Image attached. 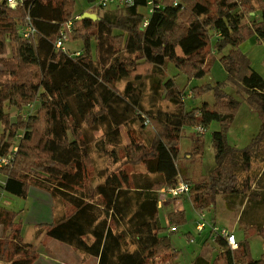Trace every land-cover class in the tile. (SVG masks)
Returning <instances> with one entry per match:
<instances>
[{
	"label": "trees",
	"instance_id": "16d2710c",
	"mask_svg": "<svg viewBox=\"0 0 264 264\" xmlns=\"http://www.w3.org/2000/svg\"><path fill=\"white\" fill-rule=\"evenodd\" d=\"M149 1L100 8L93 21L76 18L83 15L74 14L76 0H23L15 8L0 0V157H13L0 168L3 195L27 199L31 188L48 192L54 222L39 225L40 231L96 264H181L172 236L187 222L186 213L169 212L163 222L159 207L161 190L180 178L190 183L188 197L198 212L215 208L219 194L231 210L240 200V228L264 239L257 214L264 209V183L255 190L248 181L241 191L235 174L237 161L249 171L264 155V76L242 50L254 35L264 45V0H152V10ZM148 7L146 17L142 9ZM259 13L263 20L255 22ZM28 18L37 31L30 39L20 34ZM69 21L70 39L81 42L74 52L55 47L61 25ZM213 55L260 119L245 147L227 138L240 100L221 83L193 86L187 94L177 75L168 74L173 66L189 81L201 79L211 72ZM211 90L212 105L186 108L185 98ZM215 122L216 166L203 178L188 177L178 166L182 130H208ZM130 123L154 131L149 145L126 147L144 171L97 166L95 153L118 147L120 128ZM201 146L195 154L203 155ZM90 161L97 162L91 176ZM20 217L0 205V261L33 264L40 253L24 240ZM211 238L223 264H264V254L250 258L245 241L232 250L214 229ZM192 264L209 263L197 256Z\"/></svg>",
	"mask_w": 264,
	"mask_h": 264
},
{
	"label": "rangeland",
	"instance_id": "374dc122",
	"mask_svg": "<svg viewBox=\"0 0 264 264\" xmlns=\"http://www.w3.org/2000/svg\"><path fill=\"white\" fill-rule=\"evenodd\" d=\"M97 2L98 0H76V4L74 6V14L79 15L85 12H89L97 15V12H99L100 9L97 5ZM142 13L145 14L146 17H148L149 7L143 8ZM256 19L258 20V22L263 20L260 13L256 17ZM250 39L251 37L245 43H243L242 50L249 57L252 67L264 76V45L257 39L252 41ZM80 45L81 42L70 39V41L66 44V48L72 49L73 47H79ZM210 63L211 72L201 79H192L189 81L186 75L179 74L177 69L172 66L168 67V74L171 76L177 75L176 81L178 86L181 89H184L187 94L190 92L193 86H216L217 84L221 83L222 87L227 93L240 100L242 102V107L237 115L235 122L228 131L227 138L230 144L236 145L238 147H245L247 144H249L254 135L258 133L261 123L260 119L257 114L250 110L246 102L243 101L242 96L237 93L236 86L227 81V72L221 64L219 56L213 55ZM214 100V91L211 90L202 97H197L194 99H191L189 97L185 98V104L187 109H191L194 107H200L204 103L212 105L214 103ZM162 107L165 110L169 108L168 106L166 108L164 106ZM218 130L219 124L215 122L211 124L209 129H206L205 134L203 136L201 135V138H199L197 131H195L193 127L183 128L182 132L184 137H182L180 142V158L178 159V166L179 169L188 177H194L197 179L203 178L210 175L211 171L216 166V151L213 146V133ZM120 133L121 144L118 147H115L114 150L113 146L106 145V149L103 154H101V152H98L97 154L95 153L94 156H99V159L98 163L94 161V164L97 163V166L106 169L109 172L118 169L124 170L128 173H137L140 171H144V166L142 163L135 164L130 160L126 147L132 142L149 145L151 139L154 136V131L152 129L141 128L137 123H130V125L127 124L126 126L121 127ZM95 136L96 138L101 139L103 136V131L96 132ZM199 139L201 140V144L199 142ZM199 145H202L201 149L203 151V155L194 153V148L196 151H198L197 147ZM114 151L116 152L115 156L113 153ZM94 164L92 161L88 163L90 176L93 173ZM241 165V161H237L235 166V174L238 179L237 187L239 190L242 191L244 185L248 181V183H252L251 188L255 190L257 189L258 184L262 185L264 183V155H262L257 159V161H255L252 169L249 171H246ZM0 179L4 180V176L0 175ZM2 195L0 196V205L20 212V219H22L23 214L26 213V210L24 208L26 205L25 200L7 193L3 196ZM166 198L168 199L170 198V196H167ZM182 201L183 208L173 206L171 209H184L186 211L185 213L187 222L183 226H180L178 228V232L173 235V244L181 250L182 261L185 264H189L193 257L201 252L206 240L208 241L207 243L213 242L210 234L214 227L228 228L229 230L233 231L236 236V240L247 242L248 253L251 259L258 260L263 256V237L252 230L250 231V234H246L245 231L239 226L238 214L239 209L241 210L240 200L236 202V207H239H234V210L237 212H230L227 209L228 206H226V202L223 199V196L219 194L216 201V207L212 208L210 212H207V221H202L205 222V224L207 223L206 225H208V227L204 232L201 233L196 230L197 214L190 200L188 199V197H186L185 199H182ZM257 214H259L262 222L264 223V209L262 208ZM213 218L216 220L215 225L209 223V221L211 222ZM24 234L23 237L25 238Z\"/></svg>",
	"mask_w": 264,
	"mask_h": 264
},
{
	"label": "crops",
	"instance_id": "0c3cea01",
	"mask_svg": "<svg viewBox=\"0 0 264 264\" xmlns=\"http://www.w3.org/2000/svg\"><path fill=\"white\" fill-rule=\"evenodd\" d=\"M252 15H254V13H252ZM258 15L255 16V19H254L255 22L258 21L256 19ZM257 37H258L257 35H254L253 37H251L250 40L251 41L256 40V39L258 40ZM79 47H73L72 49H69V50L74 52V51L79 50ZM182 137H184L183 132H182ZM186 197H188V195H182L178 198H173L170 196V198L168 199L165 198L162 200V202L159 204V207L161 210V218L163 222H165L166 216L169 212H172V211L186 212L184 209H171L173 206L183 208L182 199H185ZM24 200L26 202V205L24 207L26 210V213L23 214L24 211L22 212L23 218L21 219L22 232L23 234L25 233L24 240L26 241V243L32 244L37 249V251L40 253V256L33 264H89V263L96 264L95 260L91 258H90L91 260L86 259L84 255L76 252L74 249L67 246L66 244L48 237L46 234V231H40L39 225L51 224L54 222V202H53L51 195L48 192L38 189V188H31L28 198ZM210 211H211L210 209L204 210L203 212L196 211V214H197L196 230H198L200 233L204 232L207 229L208 225H206L207 224L206 223L203 230H199L198 224L202 222L203 220L207 221L206 219V216H208L207 212H210ZM228 211L234 212V213L237 212L234 209L233 210L228 209ZM202 214H205V216L202 217ZM209 223L215 225L216 220L213 218V220L211 222L209 221ZM177 232H178V229L176 233ZM187 234H191V233H187ZM172 239H173V236H172ZM207 242L208 241L206 240L201 252L198 253L195 257H193V259L199 256L205 259L209 264H223L219 252L213 249L212 242L211 243H207ZM174 248H176L180 252L179 255H180L181 264H185L182 261L181 250L178 249L175 245H174ZM193 259L191 260L189 264H192ZM0 264H10V263L0 261ZM162 264H171V263L165 262Z\"/></svg>",
	"mask_w": 264,
	"mask_h": 264
},
{
	"label": "built area",
	"instance_id": "2783aa9c",
	"mask_svg": "<svg viewBox=\"0 0 264 264\" xmlns=\"http://www.w3.org/2000/svg\"><path fill=\"white\" fill-rule=\"evenodd\" d=\"M23 0H8V4L15 8L19 6ZM134 0H98L97 5L99 8H110V7H118V6H125V5H131L133 4ZM149 6L151 7V10L154 7V3L152 0L149 1ZM155 7H159L156 5ZM81 16H77V19H80ZM73 28V22L69 21L63 25H61L60 30L58 32V36L55 42V47L58 50H63L66 51V44L70 40V33L72 32ZM36 29L33 27L30 19L28 18V23L25 27H22L20 30V34L22 37L30 39L36 35ZM37 103L32 104L29 108L33 110ZM196 130L200 134H205L206 130L202 126H197ZM16 150V149H15ZM13 157L12 156H5V157H0V168H3L4 166H7L8 164L11 163ZM4 180L0 179V196L3 193V190L1 188V185H4ZM191 185L189 182H185L183 180H179L178 184L175 187H168V188H163L161 190V195H160V203L162 202L163 199H165L167 196H171L173 198H178L182 195H188L190 192ZM3 196V195H2ZM1 198V197H0ZM205 214H202V217H204ZM205 227V222H200L198 224L199 230H202ZM214 231L219 235L222 236L227 243L230 245L232 250H236L238 248V242L236 240V236L233 232H231L228 228H213ZM237 264H243V263H237Z\"/></svg>",
	"mask_w": 264,
	"mask_h": 264
},
{
	"label": "water",
	"instance_id": "95a60500",
	"mask_svg": "<svg viewBox=\"0 0 264 264\" xmlns=\"http://www.w3.org/2000/svg\"><path fill=\"white\" fill-rule=\"evenodd\" d=\"M84 18H89L93 21H97L99 19V17L96 14L89 12L83 13V15L80 17V19H84Z\"/></svg>",
	"mask_w": 264,
	"mask_h": 264
}]
</instances>
